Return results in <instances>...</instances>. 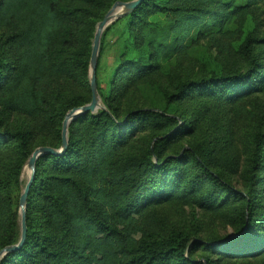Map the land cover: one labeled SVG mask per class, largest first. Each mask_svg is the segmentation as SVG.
Masks as SVG:
<instances>
[{
	"label": "trees",
	"instance_id": "16d2710c",
	"mask_svg": "<svg viewBox=\"0 0 264 264\" xmlns=\"http://www.w3.org/2000/svg\"><path fill=\"white\" fill-rule=\"evenodd\" d=\"M0 0V250L20 236L23 168L41 147H61L67 112L91 101L96 25L116 2ZM264 0H143L122 16L127 38L104 93V109L70 122L61 154L34 165L23 245L0 264H215L264 257V134L241 155L232 141L199 137L211 111L264 93V49L249 48L244 70L208 72L160 89L162 107L132 97L155 85L163 64ZM108 29V28H107ZM262 44L260 40H252ZM96 84V79H95ZM200 124V127L198 126ZM189 206L225 221L232 238H201L156 209Z\"/></svg>",
	"mask_w": 264,
	"mask_h": 264
},
{
	"label": "rangeland",
	"instance_id": "374dc122",
	"mask_svg": "<svg viewBox=\"0 0 264 264\" xmlns=\"http://www.w3.org/2000/svg\"><path fill=\"white\" fill-rule=\"evenodd\" d=\"M119 19L103 32L100 39L95 69V89L102 93L119 65L123 44L127 38L125 21ZM217 37L216 41L207 39L194 44L184 59H172L163 64L161 72L156 76L155 85L142 86L132 97V103L159 109L163 104L160 89L168 88L179 79L194 78L193 75H207L211 71L226 73L230 69L244 70L246 55L242 48L243 43L251 40L247 43L249 48L264 49L263 43L258 45L252 41L264 37V1L250 8L238 21L229 24L226 33ZM258 55L259 60L264 62V53ZM198 126L200 127V124ZM257 132L264 134V93L251 95L230 107L211 111L201 124L200 138H212L210 141L222 139L232 141L242 156L240 176L232 179V185L236 190L242 188L243 184L242 176L247 167L249 151L247 144ZM28 177L29 171L25 164L21 176L22 187ZM156 211L169 223L196 230L197 237L230 239L235 234V230L225 221L196 208L174 203L162 205ZM215 264H264V257L235 258L225 262L216 261Z\"/></svg>",
	"mask_w": 264,
	"mask_h": 264
},
{
	"label": "water",
	"instance_id": "95a60500",
	"mask_svg": "<svg viewBox=\"0 0 264 264\" xmlns=\"http://www.w3.org/2000/svg\"><path fill=\"white\" fill-rule=\"evenodd\" d=\"M143 0H132L129 2H116L114 3L111 8L107 11L104 15L103 19L97 23L96 30L94 33V37L92 40V47H91V54H90V65H89V74H90V87H91V101L80 108H74L66 113L63 122H62V129H61V147L58 150L41 147L35 149L31 156L28 158L26 162V167L29 170V177L26 184L21 188V194L19 197V229H20V236L18 242L9 247H5L4 249L0 250V259L3 258L5 255L15 251L16 249L20 248L25 240L26 237V220H25V208H26V201L28 196L29 188L33 182L34 178V165L35 161L38 157L43 154H61L64 152L66 145H67V129L68 125L71 121L79 117L80 115L85 114H94L100 109H104L101 105L100 97L95 89V69H96V62L97 56L100 46V39L103 32L116 20L121 18L124 15L129 14L132 12Z\"/></svg>",
	"mask_w": 264,
	"mask_h": 264
},
{
	"label": "bare ground",
	"instance_id": "6f19581e",
	"mask_svg": "<svg viewBox=\"0 0 264 264\" xmlns=\"http://www.w3.org/2000/svg\"><path fill=\"white\" fill-rule=\"evenodd\" d=\"M29 171V170H28Z\"/></svg>",
	"mask_w": 264,
	"mask_h": 264
}]
</instances>
